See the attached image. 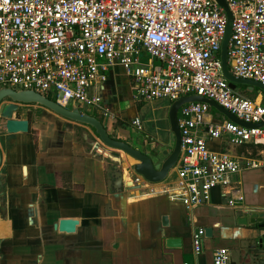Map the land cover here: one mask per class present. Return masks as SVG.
Instances as JSON below:
<instances>
[{
  "label": "built area",
  "instance_id": "2783aa9c",
  "mask_svg": "<svg viewBox=\"0 0 264 264\" xmlns=\"http://www.w3.org/2000/svg\"><path fill=\"white\" fill-rule=\"evenodd\" d=\"M225 1L233 15L228 68L264 85V0ZM225 24L215 0H0V87L33 90L64 108L79 105L111 117L102 91L111 70L119 67L136 102L170 105L197 94L238 119L260 122L262 92L250 99L222 75ZM177 122L181 151L167 196L189 210L210 205L218 189L227 205L242 204L238 175L264 168V124L243 127L212 113L204 102L180 105ZM131 123L142 129L138 118ZM216 142L219 147L211 145ZM246 144L257 147L256 155L230 151ZM129 181L147 182L139 175ZM261 231L264 235V227ZM203 236L201 227L192 233L195 255ZM211 264H233L229 249H214Z\"/></svg>",
  "mask_w": 264,
  "mask_h": 264
},
{
  "label": "crops",
  "instance_id": "0c3cea01",
  "mask_svg": "<svg viewBox=\"0 0 264 264\" xmlns=\"http://www.w3.org/2000/svg\"><path fill=\"white\" fill-rule=\"evenodd\" d=\"M130 83L121 68L111 70L102 91L111 117L124 113L125 118L140 120L135 114L144 104L133 99ZM126 87L134 110L124 108ZM31 110H37L40 117L28 118ZM21 112L17 117L29 120L28 132L0 138V169L6 182L0 194V264H210L211 251L221 246L229 249L236 264H264V258L257 260L238 248L254 230L240 228L235 235L237 227L231 220V213L245 204L264 207V170L238 175L245 196L239 207L227 205L214 189L210 205L188 210L167 196L169 182L126 185L135 175L126 169L124 187L115 191L112 164L96 156L83 141L81 132L94 136L93 128L39 105H22ZM154 120L146 117L148 122ZM105 127L112 134L113 121L108 120ZM116 130V138L125 140L130 135L128 129ZM239 148L230 151L246 153ZM163 215L168 217L166 226ZM62 217L78 219L73 233L55 228ZM208 225L214 228V239L195 255L192 233ZM169 236L180 237L181 246L166 247Z\"/></svg>",
  "mask_w": 264,
  "mask_h": 264
},
{
  "label": "water",
  "instance_id": "95a60500",
  "mask_svg": "<svg viewBox=\"0 0 264 264\" xmlns=\"http://www.w3.org/2000/svg\"><path fill=\"white\" fill-rule=\"evenodd\" d=\"M215 1L220 7H222L226 14L224 35L220 44L221 71L223 77L228 81V85L232 89H236L237 84L244 85L247 92H251L256 87L258 88V91H261L262 95L264 96V85H262L259 81L237 77L229 70L227 64V45L231 33L233 15L225 0ZM189 102L207 103L210 106V110L212 108L221 113L230 121L246 128H261L264 124V117L263 120L257 123H249L238 119L234 114L210 98L202 97L197 94L179 97L168 106L167 110V120L169 131L173 136V146L169 153L166 150L163 151V154L165 155L163 160L156 161L154 160L153 155L151 156L141 151L139 148L130 145L124 140L113 137L107 131L105 125L99 118L93 114L82 111L79 105L72 106L68 109L60 106L54 100H51L33 90H16L11 87H0V138L5 140L18 133H27L29 130V120L27 118H18L14 116V114L18 111V107L15 105V103H33L40 105L47 108L56 115L61 116L62 118L88 125L93 128L94 136H89L85 131H83L81 132L83 141L91 148V151L96 156L105 158L112 164V177L114 179L113 188L115 191L119 192L123 189L125 184L123 180L124 172L122 168V158L120 154L114 153L112 149L122 151L135 160V162L130 165V168H128L127 172L141 176L148 183L163 182L167 178L170 171L174 168L181 151V133L177 122V110L180 105ZM1 160L2 154L0 150V165ZM260 169L264 170V168L252 170ZM252 170H246L243 172ZM126 185H131V182L128 181ZM5 186L6 182L4 180L2 170L0 169V194L4 192ZM257 188V183H254L253 191L256 192ZM0 206H3V204L0 203ZM231 220L232 223L237 227L236 230H234L235 235L239 234L240 228H250L251 230H254V234L244 238L247 239L246 244L238 245L239 251L253 254L257 260H262L264 258V235L260 234V231L264 227V207L245 204L244 206L236 209L235 212L231 213ZM161 221L162 225L166 226L168 224V217L163 215ZM78 223V219L75 217H62L55 223V228H57V230L60 232L73 233L76 230ZM203 229L204 236L201 251H204V249L208 247V241L214 239L213 226H204ZM181 242L182 239L180 237L169 236L165 238V246L168 248H179L181 246ZM213 250L211 251V260ZM233 264H236V262L233 261Z\"/></svg>",
  "mask_w": 264,
  "mask_h": 264
},
{
  "label": "rangeland",
  "instance_id": "374dc122",
  "mask_svg": "<svg viewBox=\"0 0 264 264\" xmlns=\"http://www.w3.org/2000/svg\"><path fill=\"white\" fill-rule=\"evenodd\" d=\"M236 88L243 92L244 90H246L245 86L242 84H237ZM130 92L131 91H129L128 87H126L125 92H124V100H126V103H124V105L126 106L124 108L129 107L133 109V107L130 104V102L132 101ZM257 92H258V88L255 87L251 92L245 91L244 94L250 99H253V97L255 96ZM142 103L144 105L141 107L140 112L137 111L135 114V115H138V117L141 120L142 129L137 130L135 126H133V124L131 123V120L128 118H125L124 113H122L116 117L115 116L111 117L114 120H112L110 117L109 118L107 117L109 121L111 122L113 121V129H112L111 135L113 137H117L116 135H119L118 130H116L118 129V127L128 129L130 131V135L124 138L125 141H127V143H129L130 145L134 147L139 148L141 151L151 156L153 155V158L156 161L163 160L165 157V155L163 154V151L166 150L169 153V151L171 150L173 146V136L169 131V125H168V120H167V110H168L169 102L166 100H155L152 102H142ZM71 107L72 106H69V108ZM135 107H136V104H135ZM155 107H158L159 109L151 111L152 108H155ZM82 111L95 115L97 118H99L102 121L104 125H106L108 121L106 118L104 117L101 118L99 114L93 112L91 108L83 107ZM210 111L212 113H217L216 110L212 108ZM148 116L155 118V120L153 121L155 128H152L149 122L146 121V117ZM35 131L38 132V130H35ZM112 151L114 153H118L121 155L122 168L124 171L125 169L128 170V168H130V165L135 162L133 158L126 155L122 151L113 150V149ZM173 180H175L174 171H172L169 174L168 178H166L164 181L170 182Z\"/></svg>",
  "mask_w": 264,
  "mask_h": 264
},
{
  "label": "flooded vegetation",
  "instance_id": "af4514ba",
  "mask_svg": "<svg viewBox=\"0 0 264 264\" xmlns=\"http://www.w3.org/2000/svg\"><path fill=\"white\" fill-rule=\"evenodd\" d=\"M15 105L18 107V111L14 114L15 117L19 116L22 112H21V106L25 105L23 103H15ZM41 114L38 113L37 110H31L30 112H27V116L28 118L32 117V116H37L40 117ZM149 124L151 125L152 128H155L154 123H152V121L149 122ZM120 139V138H119ZM122 140V139H121ZM125 141V140H124ZM127 142V141H126Z\"/></svg>",
  "mask_w": 264,
  "mask_h": 264
},
{
  "label": "trees",
  "instance_id": "16d2710c",
  "mask_svg": "<svg viewBox=\"0 0 264 264\" xmlns=\"http://www.w3.org/2000/svg\"><path fill=\"white\" fill-rule=\"evenodd\" d=\"M240 91V90H239ZM246 90H244V92H245ZM243 95H245L244 94V92L243 91H240ZM246 96V95H245ZM255 96H256V94H255ZM254 96V97H255ZM253 97V98H254ZM140 105V104H139ZM139 107V106H138ZM117 125V124H116ZM217 146L219 147V144L217 143ZM222 145H220V148H222L221 147ZM239 151H243V152H246L247 153V151L248 152H250V154L251 155H256V152H257V147L256 146H254L253 144H246V145H243V146H241V148H239Z\"/></svg>",
  "mask_w": 264,
  "mask_h": 264
},
{
  "label": "bare ground",
  "instance_id": "6f19581e",
  "mask_svg": "<svg viewBox=\"0 0 264 264\" xmlns=\"http://www.w3.org/2000/svg\"><path fill=\"white\" fill-rule=\"evenodd\" d=\"M124 157V156H123ZM126 171H127V169H126ZM128 175V174H127ZM127 177V176H126ZM129 177V176H128Z\"/></svg>",
  "mask_w": 264,
  "mask_h": 264
}]
</instances>
